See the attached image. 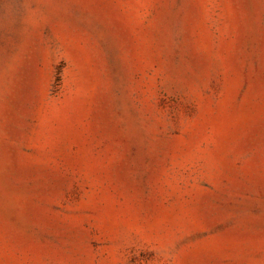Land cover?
Listing matches in <instances>:
<instances>
[{"label": "rangeland", "instance_id": "374dc122", "mask_svg": "<svg viewBox=\"0 0 264 264\" xmlns=\"http://www.w3.org/2000/svg\"><path fill=\"white\" fill-rule=\"evenodd\" d=\"M0 264H264V0H0Z\"/></svg>", "mask_w": 264, "mask_h": 264}]
</instances>
